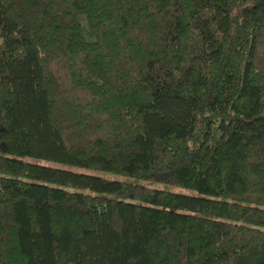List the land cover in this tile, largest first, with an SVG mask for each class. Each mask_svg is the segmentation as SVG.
Returning a JSON list of instances; mask_svg holds the SVG:
<instances>
[{"label":"trees","instance_id":"16d2710c","mask_svg":"<svg viewBox=\"0 0 264 264\" xmlns=\"http://www.w3.org/2000/svg\"><path fill=\"white\" fill-rule=\"evenodd\" d=\"M0 264H264V0H0Z\"/></svg>","mask_w":264,"mask_h":264},{"label":"rangeland","instance_id":"374dc122","mask_svg":"<svg viewBox=\"0 0 264 264\" xmlns=\"http://www.w3.org/2000/svg\"><path fill=\"white\" fill-rule=\"evenodd\" d=\"M30 160V159H29ZM42 163H45V164H47V165H49V166H57V167H62V168H70V169H74V168H72V167H67V166H64V165H62V164H58V163H53V162H42ZM159 187H161V188H163V186H159ZM165 188V187H164ZM170 190H173V191H176V192H182V193H187V191L186 190H182V189H179V188H169Z\"/></svg>","mask_w":264,"mask_h":264}]
</instances>
